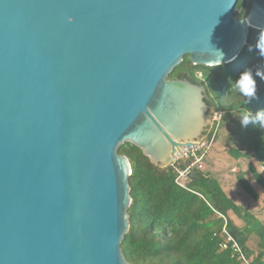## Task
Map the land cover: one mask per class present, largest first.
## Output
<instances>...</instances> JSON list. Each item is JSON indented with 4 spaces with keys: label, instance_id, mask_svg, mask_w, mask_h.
I'll list each match as a JSON object with an SVG mask.
<instances>
[{
    "label": "water",
    "instance_id": "95a60500",
    "mask_svg": "<svg viewBox=\"0 0 264 264\" xmlns=\"http://www.w3.org/2000/svg\"><path fill=\"white\" fill-rule=\"evenodd\" d=\"M241 1L0 0V264H131L119 150L167 168L207 136L204 86L170 75L264 32V0Z\"/></svg>",
    "mask_w": 264,
    "mask_h": 264
},
{
    "label": "trees",
    "instance_id": "16d2710c",
    "mask_svg": "<svg viewBox=\"0 0 264 264\" xmlns=\"http://www.w3.org/2000/svg\"><path fill=\"white\" fill-rule=\"evenodd\" d=\"M250 8L241 1L236 16L246 18ZM262 34L251 30L247 46L230 64L195 66L186 57L170 75L204 86L206 102L223 114L189 190L176 183V168H160L132 144L120 148L133 168L130 231L122 244L131 264H264V128L242 127L239 121L245 109H264V80L254 76L251 103L231 87L246 69H264L255 49Z\"/></svg>",
    "mask_w": 264,
    "mask_h": 264
},
{
    "label": "built area",
    "instance_id": "2783aa9c",
    "mask_svg": "<svg viewBox=\"0 0 264 264\" xmlns=\"http://www.w3.org/2000/svg\"><path fill=\"white\" fill-rule=\"evenodd\" d=\"M222 117V113L215 112L214 125L207 136L200 143H197L190 148H183L181 152L173 158L170 166L176 168V183L181 188L189 190V183L192 181L191 176L194 175L196 168H203L205 156L207 151L211 148V144L214 141V137L216 136ZM211 134L213 135V138L211 141H208V136ZM181 161L185 164V166L181 167Z\"/></svg>",
    "mask_w": 264,
    "mask_h": 264
},
{
    "label": "clouds",
    "instance_id": "9594fccd",
    "mask_svg": "<svg viewBox=\"0 0 264 264\" xmlns=\"http://www.w3.org/2000/svg\"><path fill=\"white\" fill-rule=\"evenodd\" d=\"M255 49L258 50L261 57H264V34L259 36L255 44ZM252 50L253 49L250 46L249 51ZM254 76L264 80V69L257 68L255 73H253L251 68L246 69L231 86L234 93H239L240 96L247 97L248 103H251L253 99H256L257 84ZM239 121L242 127H247L249 124H259L261 128H264V109H260L255 113H253L250 109H245L240 113Z\"/></svg>",
    "mask_w": 264,
    "mask_h": 264
},
{
    "label": "rangeland",
    "instance_id": "374dc122",
    "mask_svg": "<svg viewBox=\"0 0 264 264\" xmlns=\"http://www.w3.org/2000/svg\"><path fill=\"white\" fill-rule=\"evenodd\" d=\"M243 1V0H242ZM249 4H251V0H246V5H249ZM240 9H236V15L238 14V13H240Z\"/></svg>",
    "mask_w": 264,
    "mask_h": 264
},
{
    "label": "flooded vegetation",
    "instance_id": "af4514ba",
    "mask_svg": "<svg viewBox=\"0 0 264 264\" xmlns=\"http://www.w3.org/2000/svg\"><path fill=\"white\" fill-rule=\"evenodd\" d=\"M189 80V79H188ZM211 106V105H210ZM212 107V106H211Z\"/></svg>",
    "mask_w": 264,
    "mask_h": 264
}]
</instances>
